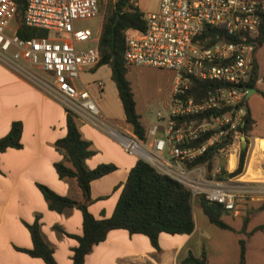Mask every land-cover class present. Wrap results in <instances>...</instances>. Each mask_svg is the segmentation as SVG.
<instances>
[{
    "label": "built area",
    "instance_id": "obj_1",
    "mask_svg": "<svg viewBox=\"0 0 264 264\" xmlns=\"http://www.w3.org/2000/svg\"><path fill=\"white\" fill-rule=\"evenodd\" d=\"M103 1L25 0L24 23L46 31L47 36L22 39L18 27H12L16 3L0 0V62L57 100L79 124L107 133L127 153L188 187L195 198L202 196L225 211H233L239 200L264 197V182L242 183L228 177L227 170L219 165L212 171L206 164L187 165L210 147H215L216 159L221 162L232 147L239 146L249 92L245 85L253 68L264 0H160L158 10L144 13L145 32L127 31L126 65L174 74L167 114L157 113L162 130L152 127L150 142L115 128L81 83L80 75L97 67L101 60L99 37L89 29L75 30L74 23L100 17ZM208 27L218 29L232 41H225L217 33L215 42L208 44L210 39L204 36ZM89 43L93 46H86ZM194 80L223 86L208 91L198 102L182 98ZM210 110L222 113L210 121L178 124L179 119ZM205 135L209 137L200 146H186Z\"/></svg>",
    "mask_w": 264,
    "mask_h": 264
},
{
    "label": "crops",
    "instance_id": "obj_2",
    "mask_svg": "<svg viewBox=\"0 0 264 264\" xmlns=\"http://www.w3.org/2000/svg\"><path fill=\"white\" fill-rule=\"evenodd\" d=\"M255 58L257 88L247 100L253 94L260 95L257 89L264 92V43ZM249 110L255 122L252 130L240 137L239 146L232 147L221 163L229 174L234 172L241 148L247 147L244 170L234 178L242 183L264 182V132L254 131L258 123L250 107ZM66 115L62 104L0 62V139L9 134L14 122L23 127L21 148L0 152V264H45L24 251L33 248L28 226L37 217L57 263L72 264V252L78 242L69 235H82L83 214L77 208L62 213L50 210L38 184L61 196L86 202L88 212L95 219L104 220L113 214L128 174L139 159L127 153L114 138L95 127L79 124L83 138L95 150L86 160V167H117L90 184L89 200L85 201L76 181L60 178L55 169L56 163L66 161L65 154L56 147V142L67 134ZM146 129L149 132L151 127ZM147 141L151 139L148 137ZM200 209L202 214L194 204L195 229L190 235L162 233L155 247L144 235L112 230L93 247L83 264H186L189 252L196 258L205 252L207 264H239L241 238L246 245V264H264V230H257L264 226V197L239 200L233 211L223 213L222 221L232 230L211 224L201 206Z\"/></svg>",
    "mask_w": 264,
    "mask_h": 264
},
{
    "label": "trees",
    "instance_id": "obj_3",
    "mask_svg": "<svg viewBox=\"0 0 264 264\" xmlns=\"http://www.w3.org/2000/svg\"><path fill=\"white\" fill-rule=\"evenodd\" d=\"M16 3L17 34L22 39L42 38L47 32L40 29L30 28L24 23L25 0H13ZM145 32L146 23L144 13L139 10L133 0H117L114 4L109 3L103 17L102 28L99 36L98 49L101 55L99 65L95 68L108 66L111 69V79L116 86L119 100L121 102L125 120L131 128V132L139 140L146 142L149 132L141 122L137 112L135 95L131 83L127 79L130 66L124 61L126 49V33L128 30ZM220 33L225 41H232L224 37L218 29L208 27L205 30L206 37H209L208 44L215 42V36ZM264 43V16L261 20L260 34L255 40L253 54V68L247 88H257L258 65L255 53ZM223 84L211 81L192 82L191 88L182 96L184 99L192 98L198 102L204 99L208 91ZM257 92L264 99V92L257 89ZM246 109L245 125L241 133L245 136L252 130L255 122L251 117L247 99L244 101ZM222 111L210 110L196 116H189L178 120L192 121L196 124L203 121H210ZM67 134L56 142L58 150L65 154V163H56L55 169L62 179H74L81 189L85 201L89 200L90 184L107 174L114 172L117 167L114 164H102L95 169L86 167V160L95 154L92 144L85 140L80 132L77 118L67 113L66 115ZM22 124L14 122L9 134L0 139V152L7 149L21 148ZM209 135L199 138L186 146L194 147L203 144ZM215 147H210L205 155L187 165L193 167L206 164L209 171L215 166H223L216 159ZM247 158V147L241 148L238 166L234 172L227 174L228 177H235L244 170ZM224 173V172H223ZM226 174V172H225ZM219 178H223L220 176ZM39 190L48 203L50 210L62 213L67 209L77 208L83 214L82 235L72 236L78 245L73 249L72 264H83L85 257L92 251L93 247L103 242L107 234L112 230H126L131 234H141L148 237L151 243L157 247V240L162 233L170 235H190L195 229L193 209L195 197L185 185L175 181L169 176L161 173L152 165L142 159H138L135 166L130 170L127 180L123 186L113 214L104 220L95 219L87 209L86 202H77L69 197L61 196L45 185L38 184ZM199 204L208 221L221 228L232 230L221 219L224 208L216 203H209L204 197H199ZM33 248L24 250L32 257L42 259L45 264H58L54 258L53 248L47 243L41 232L40 217H37L32 225L28 226ZM264 230V226L257 228ZM240 261L239 264H246V245L244 238L239 241ZM186 264H207L205 252L199 258L188 253Z\"/></svg>",
    "mask_w": 264,
    "mask_h": 264
},
{
    "label": "rangeland",
    "instance_id": "obj_4",
    "mask_svg": "<svg viewBox=\"0 0 264 264\" xmlns=\"http://www.w3.org/2000/svg\"><path fill=\"white\" fill-rule=\"evenodd\" d=\"M117 0H104L101 5L100 17L92 20L78 21L74 23L75 30L89 29L94 36L99 37L106 7L109 3L114 4ZM139 10L143 13H150L158 10L160 0H133ZM16 27V22L12 23ZM86 46H93L92 43ZM174 74L148 66H130L127 79L131 83L135 95L137 112L141 117V122L145 128L154 126L162 128L163 122L157 118L160 112L163 116L167 114L168 103L172 90ZM81 83L96 100L103 116L110 121L115 128L131 131L125 120L124 111L118 97L117 89L111 79V69L108 66L93 68L87 73L80 75ZM98 83L102 87H98ZM249 107L254 113L258 126L254 131L264 132V99L261 95L253 94L248 100ZM104 135L112 138L107 133L100 131ZM131 133V132H130ZM229 167V164H228ZM195 209L201 211L199 197L195 198ZM202 214V212H199Z\"/></svg>",
    "mask_w": 264,
    "mask_h": 264
},
{
    "label": "water",
    "instance_id": "obj_5",
    "mask_svg": "<svg viewBox=\"0 0 264 264\" xmlns=\"http://www.w3.org/2000/svg\"><path fill=\"white\" fill-rule=\"evenodd\" d=\"M248 97L252 94V93H255L256 92V90H255V88H248ZM120 134V133H119ZM122 135V134H121Z\"/></svg>",
    "mask_w": 264,
    "mask_h": 264
},
{
    "label": "bare ground",
    "instance_id": "obj_6",
    "mask_svg": "<svg viewBox=\"0 0 264 264\" xmlns=\"http://www.w3.org/2000/svg\"><path fill=\"white\" fill-rule=\"evenodd\" d=\"M126 144H130L128 141L125 140ZM234 152V151H233ZM233 161V158H231L230 163Z\"/></svg>",
    "mask_w": 264,
    "mask_h": 264
}]
</instances>
